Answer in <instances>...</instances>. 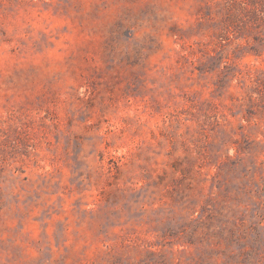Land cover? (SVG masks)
Returning a JSON list of instances; mask_svg holds the SVG:
<instances>
[{
  "label": "rangeland",
  "instance_id": "374dc122",
  "mask_svg": "<svg viewBox=\"0 0 264 264\" xmlns=\"http://www.w3.org/2000/svg\"><path fill=\"white\" fill-rule=\"evenodd\" d=\"M0 264H264V0H0Z\"/></svg>",
  "mask_w": 264,
  "mask_h": 264
}]
</instances>
